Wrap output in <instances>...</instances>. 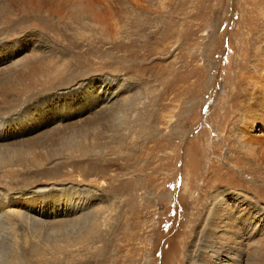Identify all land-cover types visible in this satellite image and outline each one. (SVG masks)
Wrapping results in <instances>:
<instances>
[{
	"label": "rangeland",
	"instance_id": "obj_1",
	"mask_svg": "<svg viewBox=\"0 0 264 264\" xmlns=\"http://www.w3.org/2000/svg\"><path fill=\"white\" fill-rule=\"evenodd\" d=\"M10 2V10H0V43L14 47L25 36L41 35L52 51L31 67L36 79L23 76L20 83L0 86L1 124L40 119L32 115L37 101L26 99L29 96L36 99L46 90L63 93L78 87L85 91L90 84L99 86L101 79L110 78L115 82L113 88H102L113 99L105 106L125 101L126 112L131 113L122 118L125 124L133 126V120L147 124V119L154 127L149 138L143 135L128 140L122 154L131 158L126 165V173L130 172L127 176L122 175L125 170L108 167L122 163L115 149L104 151V168L92 177H86V173L92 174L93 169L85 171V167L76 166L84 161L76 157L84 154L71 155L64 148L65 136L41 142L32 150L33 172L40 169L39 164L48 166V170L27 188L12 189L10 196L22 199L43 188L78 189L95 193L103 205L111 200L118 206L104 255L88 253L81 257L76 256L77 249H71L67 261L60 264H188L198 224L192 221L198 218L197 210L203 215L214 193H221L230 203L234 202L232 194H248L264 206V167L254 161L248 163L243 149L235 143L242 113L237 103L253 88L249 86L250 76L264 81V50L257 48L264 45V0H65L59 9L46 6L42 12L37 4ZM60 82H66V89L59 86ZM80 97L69 94L62 100ZM13 99L19 105L11 103L12 110L8 111L5 100ZM234 103V111L227 113L226 108ZM83 109L87 115L82 120L78 116L70 120L73 126L95 116L88 104L84 103ZM249 132L264 143L263 123ZM14 141L11 138L4 143L14 147ZM148 155L158 156L152 169L135 170L148 164L147 159L136 158ZM56 160L62 164L51 168L54 164L50 163ZM112 176H119L113 182H131L118 185L111 182ZM0 177L4 185L13 186L9 173L2 171ZM199 196L201 206L196 205ZM13 206L0 214V235L6 237L7 245L29 251L31 260L35 259L33 264H40L37 256L43 246L22 221V213L28 208L23 201ZM8 210L15 214L9 217ZM75 214L66 218L77 219L81 212ZM47 226L42 225L43 229ZM233 247L241 254L239 264H251L254 257L264 262V243L252 246L237 242ZM45 252L43 256L47 254L52 260L50 252ZM44 261L41 264L48 262Z\"/></svg>",
	"mask_w": 264,
	"mask_h": 264
},
{
	"label": "bare ground",
	"instance_id": "obj_2",
	"mask_svg": "<svg viewBox=\"0 0 264 264\" xmlns=\"http://www.w3.org/2000/svg\"><path fill=\"white\" fill-rule=\"evenodd\" d=\"M21 1L25 6L37 4V7H39L38 11L42 12L46 6H53L52 8L59 9L62 5L61 2L65 0ZM53 1L57 3L53 4ZM12 6L13 4H11L10 0H0V10H10ZM21 42L18 46L14 45V47L12 44L9 45L6 42V44L0 43V86H5L4 84L12 81L14 83H20V78L23 76H32L36 79L35 71L31 70V67L33 68L36 65L35 63H38L43 54L52 51V47L45 42L41 35L30 34L29 36H25ZM257 48L264 50V45L257 46ZM101 80L102 84L99 86L90 84V88L85 91L78 87L63 93L58 92L60 94L57 92L54 93L52 90H46L41 95V98L37 97L36 99V96L32 99L29 96L30 98L27 97L26 99L32 102L37 101L35 105L37 106L36 110L32 112V115H39L40 119L11 120L3 124L0 123V173L4 171L13 177V186L11 187L4 185L2 177H0V214L5 213L7 209H12L14 204H19L21 201L24 202L28 209H25L26 212L22 213L24 217L22 221H25L29 225L32 232L31 236L38 238L43 246H40L43 253L41 252L38 256L36 255L39 261H41L40 264L42 260L51 261L50 264H58L64 261V259L67 261L69 253L76 249V256L83 257L88 253H101V255H104L103 251H106L104 245L107 236L111 234L109 232V226L113 221V214L117 211L118 206H116L115 201L111 200L108 204L106 203L107 205H103V203L98 201L95 193L90 191L86 193L78 189H74L73 191L71 189L68 192V189L55 191L43 188L26 194L22 199L21 196H10L12 189L17 191L27 188L28 185L35 183L39 174L48 170V166L46 167L43 164L38 165L40 169L38 168L39 170L36 172L32 170L31 165L34 163H32L31 155L38 144L60 139L59 137L65 136V139L61 138L60 140H66L67 143L64 147L68 149L66 151L70 152L71 155L84 154L83 156L76 157L79 160L84 159V161H80L76 166L85 167L83 169L85 171L87 169L94 170L92 174L86 173V177H92L96 170L99 172L102 171L104 161L106 160L103 157L105 156L104 151L115 149L117 153L120 152L119 159L122 157V163L108 164V167L109 169L115 167L117 170H125V173L122 175L127 176L130 172L126 173V165L130 163L131 158L129 155H123L126 153H124L126 147L129 146L128 140L135 138V136L141 137L143 135L149 138L154 133V127L149 124L147 119V124H138L132 118L133 126L123 122L122 118H125V116L130 117L131 115V113L128 115L126 112L127 103L125 101L124 103L114 104L109 108L106 107L105 105L112 101L113 97L110 98L112 96L111 94L104 93L102 86L108 87L111 90L115 82L110 81V78ZM263 82H259L257 78L250 76L249 86H253V88L246 91L242 97L243 100L237 103V107H240L242 113L240 115L241 124L238 130L239 134L235 143H238L241 150L243 149V155L248 163L254 161L256 165H263L264 167V143H261L256 138H252L249 132L256 124H264ZM59 86L66 89V82H60ZM82 92H85L87 95L85 96V93L82 94ZM69 94L76 96L80 94L81 97L77 99H63L66 101L63 102V96L65 97ZM101 95L102 97H100ZM13 100H5L6 104L10 106V108H6L8 111L12 110L11 103L15 102L19 105V102H16L17 100ZM29 100H25L26 103ZM84 103L88 104V110L93 111L95 116L85 122L77 121L78 123H74L75 125L73 126L70 120L75 119L76 116L81 119L88 112L83 109ZM234 106L236 107L235 103L227 107V113L234 111ZM59 109L61 113L56 116ZM88 114L90 115V113ZM11 138L16 140L12 144L14 147H7V144L4 142ZM224 140L222 141L226 142ZM150 149L147 150L149 153H151ZM143 150H145V147ZM86 151H89L90 154L86 155ZM149 156H146V158H136L138 161L140 159H147L148 164L137 166L135 170L145 171L147 168L152 169L151 164L152 162L156 163L158 156L157 158L150 156L152 160H149ZM60 163L56 160L55 163H50L54 164L50 167H56ZM41 166L44 168H41ZM69 174L71 172H68ZM33 176L36 177L34 178ZM118 177L112 176L111 182H118L117 184L122 186L124 184L128 185L131 182L128 179L120 183L119 181L113 182V178ZM137 186L139 185L137 184ZM66 193H68L67 198L64 196ZM199 198L201 197H196L197 206L202 205ZM232 200L234 202H231V205L229 200L226 201L221 193H214L210 197V202L206 206L202 216L198 214L200 210H197L196 215H198V218L193 219L192 222L195 221L198 224L193 234L194 243L190 246L188 264H239L241 258L239 249L235 247L230 248L231 245L237 246V242H245L246 245L252 246H258L264 243V206H262V203L248 196V194L244 195L241 193L232 194ZM7 205L9 206L7 207ZM76 212H81L80 217L77 219L72 218L68 220L66 218ZM13 214H15L14 211H6V215H9V217ZM59 216L64 218L58 221L56 218ZM50 218L53 219L52 222H50ZM44 219H47V221ZM44 223L46 225L48 224V226L50 225L48 229H45V225L43 229L42 225ZM219 233H222L223 236ZM12 234L13 236H17L16 232H12ZM4 238L6 237L0 235V264H33L35 259L31 260L29 251L22 250L17 246L11 247L7 245L6 239ZM3 242L6 244H3ZM45 250H48L53 256L51 258L52 260H48L50 258L46 256L47 254L43 256L46 253ZM253 255L256 256V254ZM258 257L260 256L258 255ZM254 258L251 260V264H264L263 260H261L262 258H257L256 260ZM233 261L234 263H231ZM48 262L46 264H49Z\"/></svg>",
	"mask_w": 264,
	"mask_h": 264
}]
</instances>
